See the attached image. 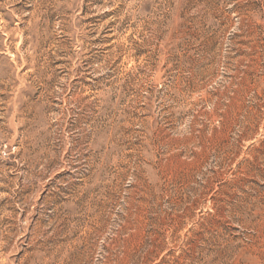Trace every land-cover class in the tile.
Returning <instances> with one entry per match:
<instances>
[{"label": "rangeland", "instance_id": "rangeland-1", "mask_svg": "<svg viewBox=\"0 0 264 264\" xmlns=\"http://www.w3.org/2000/svg\"><path fill=\"white\" fill-rule=\"evenodd\" d=\"M0 264H264V0H0Z\"/></svg>", "mask_w": 264, "mask_h": 264}]
</instances>
